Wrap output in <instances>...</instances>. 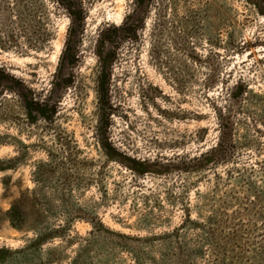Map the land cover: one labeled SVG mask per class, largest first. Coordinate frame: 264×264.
<instances>
[{"label": "rangeland", "instance_id": "1", "mask_svg": "<svg viewBox=\"0 0 264 264\" xmlns=\"http://www.w3.org/2000/svg\"><path fill=\"white\" fill-rule=\"evenodd\" d=\"M0 264H264V0H0Z\"/></svg>", "mask_w": 264, "mask_h": 264}, {"label": "trees", "instance_id": "2", "mask_svg": "<svg viewBox=\"0 0 264 264\" xmlns=\"http://www.w3.org/2000/svg\"><path fill=\"white\" fill-rule=\"evenodd\" d=\"M222 126L224 127L223 134H225V133H226L225 129L227 130V127H228V126H227V125H222ZM223 127H222V129H223ZM223 134H222V135H223Z\"/></svg>", "mask_w": 264, "mask_h": 264}]
</instances>
